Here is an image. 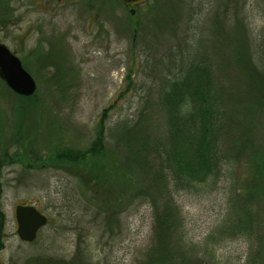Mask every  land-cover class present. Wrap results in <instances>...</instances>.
Instances as JSON below:
<instances>
[{
  "label": "rangeland",
  "instance_id": "rangeland-1",
  "mask_svg": "<svg viewBox=\"0 0 264 264\" xmlns=\"http://www.w3.org/2000/svg\"><path fill=\"white\" fill-rule=\"evenodd\" d=\"M10 1L14 18L0 24V42L37 89L29 105L0 78V264H145L158 246L153 259H164L160 264H264V195L254 179L264 104L252 109L264 96L248 60L234 55L239 48L264 69V50L262 60L256 50L264 46V0H148L132 7L120 0ZM188 46L216 76L225 134L247 142L239 150L228 144L233 161L218 180L174 194L179 216L163 213L175 233L161 228L158 237L152 198L138 194L151 154L139 147L136 129L126 136L132 145L116 135L140 123V112L157 100L150 65L169 62L174 49L184 61ZM104 109L106 158L95 155L100 161L75 168L59 163L61 151L91 146ZM18 204H33L49 219L34 242L17 234Z\"/></svg>",
  "mask_w": 264,
  "mask_h": 264
},
{
  "label": "trees",
  "instance_id": "trees-1",
  "mask_svg": "<svg viewBox=\"0 0 264 264\" xmlns=\"http://www.w3.org/2000/svg\"><path fill=\"white\" fill-rule=\"evenodd\" d=\"M13 18L11 1L0 0V24L5 26ZM190 50L191 47L188 46L184 61L178 59L177 50L174 49L170 53L174 58L171 57L169 62L162 57L150 65L148 71L153 82L157 84V100L148 102L145 108L140 110L139 117L143 116L140 123H134L133 127L124 126L123 131L116 135L117 142H124L125 139L128 145H132L133 142H129L126 136H130L131 129H136L135 132L139 133V147L151 154L152 161L149 166H142L146 168L147 185L140 186L138 194L152 198L158 237L164 235L163 230L165 233H175L167 225L168 222L165 220L167 213H163L171 212L174 216H179L180 209L176 204L174 194L180 191H190L197 184L218 180L222 177L224 166L233 161L228 144L231 143L233 148L239 150L241 144L247 142V139L245 142H232L225 134V123L221 111L223 96L217 86L216 76L208 62L192 58ZM256 50L260 58L264 46L256 47ZM234 55L237 62L242 61V57L245 59L244 62L248 60L247 68L254 77L252 83L259 96L261 93L264 96V69L260 67V63L253 60L250 55L249 59H246V54L239 48ZM128 77L129 84L133 85L131 74ZM17 95L25 98L29 105L34 104L35 93L31 96ZM261 104L264 103L258 98L253 102L252 109H258ZM223 115L226 116V113ZM106 119L107 109H104L98 123L97 137L90 147L84 151H61L56 156L57 161L75 168L78 165L84 167L90 161H100L93 158L95 155L103 154L106 158ZM258 162L259 169L255 168L256 177L254 179L259 192L264 195V150L258 155ZM152 188H156L157 192H152ZM166 208L169 210H165ZM5 224L6 217L0 210V250L4 247ZM161 228L163 230H160ZM246 231H248L247 228ZM159 248L160 246L151 250L145 264L154 262L160 264L164 260L153 259V253ZM39 261L40 259L36 263ZM41 262L53 264L44 259ZM61 263L66 262L61 261Z\"/></svg>",
  "mask_w": 264,
  "mask_h": 264
},
{
  "label": "water",
  "instance_id": "water-1",
  "mask_svg": "<svg viewBox=\"0 0 264 264\" xmlns=\"http://www.w3.org/2000/svg\"><path fill=\"white\" fill-rule=\"evenodd\" d=\"M127 6H137L148 0H120ZM134 14L135 9L131 8ZM0 78L16 94L31 96L36 92L37 83L25 69L21 59L0 42ZM17 234L23 242H34L39 231L48 224V217L33 204H18L15 207Z\"/></svg>",
  "mask_w": 264,
  "mask_h": 264
}]
</instances>
